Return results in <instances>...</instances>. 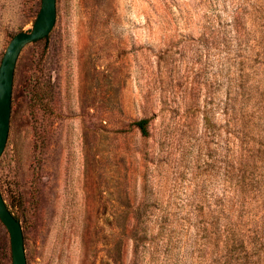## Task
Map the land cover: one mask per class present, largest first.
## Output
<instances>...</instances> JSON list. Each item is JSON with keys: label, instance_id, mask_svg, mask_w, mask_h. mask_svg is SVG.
Listing matches in <instances>:
<instances>
[{"label": "rangeland", "instance_id": "374dc122", "mask_svg": "<svg viewBox=\"0 0 264 264\" xmlns=\"http://www.w3.org/2000/svg\"><path fill=\"white\" fill-rule=\"evenodd\" d=\"M41 6L0 0V66ZM0 189L28 264H264V0H57Z\"/></svg>", "mask_w": 264, "mask_h": 264}, {"label": "water", "instance_id": "95a60500", "mask_svg": "<svg viewBox=\"0 0 264 264\" xmlns=\"http://www.w3.org/2000/svg\"><path fill=\"white\" fill-rule=\"evenodd\" d=\"M56 18L57 0H42V6L33 27L16 33L5 51L0 66V158L9 137L15 70L20 53L28 44L48 36L56 23ZM0 219L10 234L12 263L28 264L21 220L9 208L1 189Z\"/></svg>", "mask_w": 264, "mask_h": 264}, {"label": "trees", "instance_id": "16d2710c", "mask_svg": "<svg viewBox=\"0 0 264 264\" xmlns=\"http://www.w3.org/2000/svg\"><path fill=\"white\" fill-rule=\"evenodd\" d=\"M46 38V37H45ZM144 135L148 134L149 119H142L136 123Z\"/></svg>", "mask_w": 264, "mask_h": 264}]
</instances>
